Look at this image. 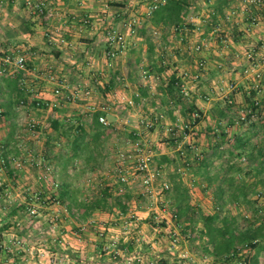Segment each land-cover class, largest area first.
I'll return each mask as SVG.
<instances>
[{"label": "crops", "instance_id": "0c3cea01", "mask_svg": "<svg viewBox=\"0 0 264 264\" xmlns=\"http://www.w3.org/2000/svg\"><path fill=\"white\" fill-rule=\"evenodd\" d=\"M29 1L37 0H8L7 8L0 13V49L8 50L16 45L19 49L17 54L24 55L25 62L29 63V67L25 68L16 67L13 61L5 62L8 68L4 76L9 77L15 70L23 69L22 81L25 80L34 90L26 95L28 108H33L30 112L35 111L41 117H47L49 114L51 123L44 132L49 133L47 137L41 136L42 131H37L35 137L28 136L31 144L39 146L38 153L28 154L29 156L26 154L28 161L23 168H20L22 165H16L17 158H23L25 162V157L19 150L20 139L15 140L25 128H19L21 125L10 119V116H19L18 103L14 101L5 84L0 82L1 94L7 99L2 104L4 117L0 121V264H187V260L193 255L195 244L201 245L206 239L200 236L188 245L186 236L170 235L171 230V233L176 231V225L170 223L167 216L168 219L163 220V224L156 226L151 218L144 215L146 218L138 220V223L134 222V228L128 234L120 230L122 227L120 228L119 222H109L108 219L103 223L108 226V231L104 234L89 229L76 234L79 223L69 218L61 220L57 226L49 224L48 220L50 223L52 221V217L49 218L51 210L58 209L55 203L45 206V215L39 216L38 219L36 216H29L32 214L27 210L32 205L24 196L41 193V189L38 188V192L35 190L36 178L40 177L39 169L35 167V158L39 159L41 155L53 166V172L63 170L65 177L69 176V181L66 182L62 175V182L67 184L70 190H76L79 200H89L84 189L78 190V187L70 182L73 177L69 172L84 176L99 170L100 165L106 164L110 156L107 148L110 137L102 138L97 162H88L87 156L80 154L66 165V160L72 157V135L76 133L72 130L68 132L71 136L67 137L63 132H67L65 130L68 125L77 124V118L81 120V125L90 131L92 114L96 111L105 114L103 107H109L107 101H114L117 92L126 97L131 96L137 106L138 100L142 101L144 108L138 107V112L149 113L156 119L162 115L159 122L163 120L164 123L172 124L168 125L170 127H174L178 119L190 118L189 111L180 104L169 102L164 106L145 103V97H151V91L142 76L139 80L135 79L134 68L132 69L129 63L119 58L112 67L107 65L104 55V24L115 20V10L109 6L108 0H47L56 12L55 16L49 19L29 11ZM12 4L16 11L8 10ZM207 6L209 8L204 9L200 3L193 5L190 11L194 14L192 27H185L175 33V37L180 35L183 40L185 38V42L192 36L194 42L202 43L199 60L176 58L174 69L171 71V75L176 74L180 82L189 88L186 89L188 96L184 94L183 99L193 103L201 114L190 138L175 139V142L195 145L200 156H195L190 146L186 147L185 159L180 156L178 147L172 149L171 146H164L155 152L157 157L165 155L172 160L164 164V180L171 185L174 179L180 180L189 194L190 205L200 200L193 199V195L204 198L206 193L212 203L209 207L219 209V201H223L222 210L225 207L234 208L236 214L219 212L220 215L235 216L238 220L242 215V208L249 210L248 208L254 205L256 208V203L264 202L263 196L257 198L260 191H264V186L254 185L260 177L264 178V122L250 126L236 120L239 114L250 107L254 96L260 98L264 107V5L257 7L247 4V7L246 0H211ZM15 16L20 17V20L14 28L11 19ZM10 34L15 35L11 37ZM163 47L166 48V45ZM14 53L16 52H13V55ZM249 53L252 57H248ZM0 58L4 59L5 56L1 55ZM148 58L147 63L152 66L154 60L151 56ZM200 60H204L206 69L202 71L198 82L193 83L191 76L196 72ZM251 62L258 63V70L262 74L260 81L256 80L253 71L247 72ZM119 71L127 77V89H115L114 74L120 73ZM52 76L56 78L52 79ZM256 82H259L261 91L253 88ZM82 83L90 84L92 88L94 84H98L102 88L101 91L98 88V93L95 90L96 95L88 88L91 93L85 95L79 88ZM164 85L166 86V82ZM56 88L62 90L59 97L54 93ZM253 92L255 94L251 96ZM156 93L155 98L152 97L153 102L171 98L164 89ZM34 100L37 104L33 103ZM55 101L56 104L53 105ZM54 120L60 122L59 130L53 128ZM120 121L126 120L121 118ZM128 125L132 126L131 123ZM41 127L47 129L43 125ZM176 155L179 160L178 165L174 166L173 156ZM241 156H246L247 160H240ZM181 160L184 162L181 163ZM257 172L261 174L258 175ZM170 175H176V178ZM230 179H233L234 184H242L239 186L248 190V202L240 201L237 205L230 201L228 194L233 190V187L228 185ZM192 181L201 184L203 188L194 187ZM41 182V179L38 180L39 185ZM32 187L35 188L30 191ZM79 191L82 192L80 195ZM220 191L224 192L222 200L219 198ZM166 192L169 193V197H166L170 203L177 205V202L170 198L173 191L170 189ZM65 201L68 203L61 202L68 208H77L69 199ZM249 201L252 202L251 205L248 204ZM205 202H199L203 212L214 213L204 211ZM166 203L169 202L166 200ZM94 214L93 212L87 219L81 218V221L91 220ZM19 220H22V225L19 233L15 235L12 230ZM99 228L106 229L102 226ZM175 237L179 240L177 246L173 243ZM199 252V259L195 258L197 261L200 262V258L203 261L209 260L210 255L204 256V252ZM183 255H186V258H182ZM263 257L264 249H261V264H264ZM214 264L217 262L214 261Z\"/></svg>", "mask_w": 264, "mask_h": 264}, {"label": "rangeland", "instance_id": "374dc122", "mask_svg": "<svg viewBox=\"0 0 264 264\" xmlns=\"http://www.w3.org/2000/svg\"><path fill=\"white\" fill-rule=\"evenodd\" d=\"M8 0L3 1L2 3H0V13L2 12V10L4 8H7V3ZM200 4L203 5L204 9L209 8V6H207L208 1L206 2V4L202 1H200ZM16 7L17 5L14 4ZM13 4L8 8V10L10 11H16L17 9L14 8ZM109 6L112 7V10H115V12L113 13L115 20L112 23H105L104 25L106 26L105 31L110 28V27H120V28H125L126 26H124V23H126V21H128L129 19L135 18L137 20V23L135 24V26L133 28H135V31L130 33L128 35V49L126 51V53L121 56V60H124L123 62H127V64L129 63L131 65V68H134V74H135V79L139 80L141 79V73L143 70H148L150 73V77L148 78L149 81H146V86H148L149 90L151 91L150 95L151 97H145V103H147L148 105L151 104H162L165 106L166 100L164 101H156L158 103H156L155 101L153 102L152 97L155 98L156 96V92H159V90L161 91L162 89H164V84L165 82L169 79V77L171 76V71L174 69L173 67L175 66L174 63L176 62L175 59L176 58H185V59H198L200 58L199 53L202 51H198L196 52L194 49V46L199 44L201 45V49H202V43L201 42H194L193 39H191L192 36L188 37L187 42H185V38L183 40V38L180 37V35H178L177 37H175V32H173V28L170 29H163V28H159V30L161 31V35L159 37H154L152 35V28L155 27L151 20H150V1H139V0H116V1H109ZM29 11H31V8H28ZM191 15L193 14L192 12L190 13ZM112 16V17H113ZM11 19V18H9ZM20 17L15 16L14 18L12 17L11 19V23H13V27L15 28V26L17 25V23L19 22ZM193 20V21H192ZM187 21L189 22H194V19H187ZM1 34V33H0ZM15 34H10V36H14ZM151 40V41H150ZM172 40V41H169ZM149 42H152V44H154L153 50L149 49ZM166 45V48H164L163 46ZM1 48V47H0ZM106 48V46H105ZM19 49L16 47V45L14 47H11L10 49L6 50V49H0V57L1 55H4L5 58L7 56H10L11 59L12 57H16L19 51ZM13 52L14 53L13 55ZM197 55V56H196ZM151 56L152 59L154 60L153 65L151 66L150 64L147 63L148 61V57ZM5 58L2 59L0 58V79L2 78V76L5 75L6 69L8 68V65L5 63ZM14 59V58H13ZM10 60V61H13ZM4 60V61H3ZM115 64V63H114ZM206 69V67H205ZM197 71V68H196ZM120 72V71H119ZM188 72V71H187ZM189 74L191 72H188ZM195 73V72H194ZM193 73V74H194ZM192 74V73H191ZM192 74V75H193ZM127 76V75H126ZM155 76H158V79H155ZM154 78V79H153ZM201 78V77H200ZM141 81V80H140ZM1 82V80H0ZM114 82H115V89H119V88H125L127 89L129 87V85H126L127 83V77H125V74H123L122 72L118 73V74H114ZM193 83H197L198 80H193ZM25 88H26V95L34 92V90L32 89L31 85L28 86L24 80L23 82ZM138 83V81H137ZM143 84V83H140ZM185 84V83H184ZM143 86V85H142ZM187 85L185 84V88L189 89L188 87H186ZM31 87V88H30ZM94 88L91 87L90 84H86V83H82L81 86L79 87L81 90H85L87 88L92 90L93 95H96L95 90L101 91V86L100 85H96L94 84L93 86ZM130 93V92H129ZM117 96L114 98V101H107V106L106 107V111L105 114H103L106 117L107 122H109L108 126H111L112 128H115V134L113 136L110 137L109 139V145H107L108 149H109V158L106 161V164H104L103 166L100 165L99 170L97 171H93L94 173H91L90 175H85L84 176L82 174L79 175V173H74V172H69L70 176L73 177L72 180L70 182H72L75 186L78 187V190H85V194H87V199H93L94 196L96 194H98L99 190L104 186V185H112L115 188V193L114 196H116L117 194H120L118 192L120 187H124L126 189V191L123 194H120L121 196L125 194H129L130 195V199L128 201V205L126 207V212L125 213H121L117 208H114L112 210H100V211H96L94 212L95 214L91 217V220H86V221H81V218L79 217V214H77L76 212V208H71L69 209L68 206H66L65 204H62L61 201H56V197H57V193H58V189L59 187L56 185V183L58 184H62V175L64 176L63 178H65V181H69V176L65 177V172L63 170H60L59 172H53L54 168L50 163H47L46 160L43 159V155H41V157L35 158L36 159V166L39 169V178H36L35 184H36V188L35 189L38 192V188L41 189V193L39 194H26V196H23L26 198V200H28L31 203V207L36 209V213L29 215V216H36V219H38L39 216H43L45 215L44 213H46L47 209H45V206H48L49 204H54L58 207L57 210H51L52 214L49 216V218L52 217V221L50 223V221L48 220L49 224H52L54 226H57L58 224L61 223V220H65L66 218L73 220V221H78V226H77V233L76 234H81L84 232V230L86 231L87 229L89 230H96V233H106L108 231V226L106 227L103 223L106 219L109 220V222H119L120 224V230L122 232H124L125 234H128L131 230H133V223L137 222L138 220H142L143 218H151L152 221L155 223L156 226H160L162 223V220H165L167 217L169 219L172 218L173 213L176 212V205L175 204H171L170 200L167 198L169 197V193L164 191L161 192V183L164 180V174L160 175L159 177L155 178L153 181V187L155 189V193L151 196L145 195L144 192V186L141 183L142 177H141V173H139L135 167L134 164L132 162H128L127 165V174L129 176V183L127 185H120L116 182V176L114 173V168L115 167V157H116V153L118 152V150L120 149H128L127 145H125V140L127 138H130L134 141H140V142H145L147 144V146L153 151V153L155 154V162L152 165V169L155 170L156 166L158 167V165H160L159 163V157H157L158 155H156L155 151H160L161 149L164 148V146L169 147L171 146V148L173 149V147H178L177 142H175L174 138L171 135V132L168 131L166 129V126L168 125H172V124H167L166 122L164 123L163 120L156 119L153 118V115H150L149 113H143L141 111L138 112V107H142L144 105V103L140 100H138V106L136 103H134L133 105H130L127 102V99L123 98L125 95L117 92L116 94ZM126 97V96H125ZM126 98H131V96H127ZM84 99V98H83ZM82 100V99H80ZM7 101V99L5 98V96H3L1 94L0 91V121L3 120V106L2 104H4ZM79 101V100H78ZM169 103V102H168ZM19 107V116L16 115L14 118L10 119L14 120L15 123H19L21 125V127L19 128H25L24 131L20 132L18 137H15V140L20 139L19 144H20V152L22 153L23 157H25V162L23 160V158L15 160L16 163L19 161L22 163V166L20 168H23L25 164H27L28 161V156L29 155H34L33 153H38V148L39 146L33 145L30 143V139H28V136H33L35 137V134L37 135L38 132L37 131H42V135L44 137H47L49 133H44L45 130H48L41 127L43 124H46L47 122H49V114L47 115V117H41L39 116V114L37 112L31 113L30 111H32V107L29 109L27 104L25 103H19L17 108ZM5 108V107H4ZM28 108V109H26ZM144 108V107H142ZM166 109V107H164ZM29 110V111H27ZM120 117V118H119ZM121 118H124L126 121L122 122L120 121ZM163 119V118H162ZM11 120V121H12ZM141 120H150L154 123V125L150 128L144 126V124L141 123ZM181 121V120H180ZM179 121V122H180ZM35 123V126H31L32 123ZM178 122V121H177ZM42 124L41 126H38V124ZM129 123L132 124V126L128 125ZM163 125V126H162ZM51 129V128H50ZM177 130V129H175ZM133 132H137V134H134ZM23 133H25L23 135ZM33 134V135H32ZM153 134V135H152ZM182 139V138H180ZM111 140V141H110ZM177 140V139H176ZM183 144V143H182ZM188 143L185 142L183 145H187ZM185 146V147H186ZM132 147V146H131ZM27 152V153H26ZM28 156H27V155ZM27 156V157H26ZM40 161V163L38 164V162ZM181 163H183L184 161H180ZM130 164V165H129ZM17 165V164H16ZM52 166V172H49V170L47 169L48 166ZM174 166H177V164H174ZM154 172V171H152ZM105 173V174H104ZM73 174V175H72ZM171 176V175H170ZM172 178H176V175L171 176ZM41 179V183L39 185L38 180ZM64 180V179H63ZM193 182V181H192ZM195 183V184H194ZM194 185V187H198L199 189H202L203 187H201V184H198L197 182H193L192 183ZM32 186V184H30ZM30 188L29 190L31 191L33 188ZM47 188V189H45ZM82 193V192H81ZM80 191L78 192V195L81 194ZM261 196H263V200H264V191H260ZM22 196V194H20ZM30 196V197H29ZM119 196V195H118ZM167 196V197H166ZM193 199L198 200L200 199L201 201H206L204 203V211L205 212H215V211H219L218 208H212L209 207L210 205L212 206V203L210 202V196L209 194L205 193V197L202 198L200 197V195H193ZM172 198V197H170ZM39 199V200H38ZM166 200L169 203H166ZM199 200V202H200ZM67 201L63 202L66 203ZM196 202L194 203V205H190L192 207H194L195 209L199 210L202 209V205L201 203ZM58 203V204H57ZM68 203V202H67ZM256 204H260L264 210V202L262 201L261 203H256ZM175 205V206H174ZM207 205V206H205ZM209 205V206H208ZM230 205V204H228ZM39 206V207H38ZM255 206V205H254ZM249 207V210H246L245 208L242 210H240L242 212V214L244 213H252V215L254 214L253 208ZM29 207V208H31ZM231 207V206H230ZM209 208V209H207ZM227 209V210H226ZM49 210V209H48ZM143 211L140 212L139 211ZM27 212L29 213V211L27 210ZM222 212L225 213H230L232 214L235 213L236 214V210L234 208H226L224 210H222ZM74 213V214H73ZM165 214V215H164ZM144 215L146 217H144ZM143 216V217H140ZM167 216V217H166ZM160 219V221H158V219ZM167 218V219H168ZM35 219V220H36ZM241 219H243L242 215L239 217V223L241 224ZM74 223V222H73ZM170 223H176V228L173 233H171V231L169 232L170 235H175L178 237V235H184L186 236V238H188L187 243L189 245V243L191 241H193L194 239H198L200 238V222H196L194 225V227H191V223L186 221L185 218H180L177 219L176 221L173 220ZM200 224V225H199ZM22 225V220H19L15 223V228L14 230H12L13 233L18 234L20 226ZM102 226L104 227L105 230L100 229L99 227ZM39 231V230H36ZM46 235H48V232L45 233ZM49 236V235H48ZM169 239L170 236H169ZM28 244V243H27ZM203 244V245H202ZM43 248H45V246H43ZM178 250V249H177ZM198 251H200L199 253H203L204 252V243H201V245L199 244H195V248L194 250H192L193 255L191 257V259L189 258L187 260V262L189 264H214L213 261V257L209 256V260L208 261H203L202 258H200V262L197 261L195 258H197L198 256ZM205 256H208L207 254H204ZM202 255V256H203ZM179 258V257H177ZM181 258V257H180ZM199 259V258H197ZM205 259V258H203ZM176 260V259H174ZM263 262H264V257H263ZM187 263V264H188ZM218 264V263H217Z\"/></svg>", "mask_w": 264, "mask_h": 264}, {"label": "trees", "instance_id": "16d2710c", "mask_svg": "<svg viewBox=\"0 0 264 264\" xmlns=\"http://www.w3.org/2000/svg\"><path fill=\"white\" fill-rule=\"evenodd\" d=\"M207 1L210 4L211 0ZM207 1L204 3L206 4ZM199 3V0H165L159 4L157 8L150 10V20L158 29L163 28L170 30L173 28V32L178 33L185 27H192V23L194 22H189L187 19L191 15L190 11H192L193 5ZM192 15L194 16V14ZM149 43V49L152 50L153 44L152 42ZM105 46L107 45L105 44ZM23 67H29V63L25 62ZM23 72V69H17L13 75L9 77L2 76L0 79L1 82L5 84V87L8 89L14 101L18 104L21 102L25 104L28 103L26 99V88L22 81ZM164 90L166 94H169L171 97L170 99H165L166 103L170 102V104H180L184 106L186 110L189 111L190 116L191 113L195 111L200 114L193 103L186 102L185 99H183L184 94L181 91L180 80L176 74L169 77L166 81ZM254 94L253 92L251 96ZM33 103L37 104L36 100H34ZM101 114H103L101 111H96L92 114L89 123L90 131L86 130L81 125V120L77 118V124L68 125V128L65 130L67 132H63L67 137L71 136L68 132L72 130L76 133V135H72V157L66 160V165L72 158L78 157L80 154H85L88 162L91 160L97 162V156L102 147V138H108L115 134V128L100 122L99 116ZM199 120L200 117L196 118L195 122L197 123ZM52 126L56 130H59L61 127L60 122L57 120L52 121ZM250 126H254V124H250ZM86 138L87 140H85ZM173 159L175 164H177L179 160L178 156H173ZM171 161L172 160L165 155L159 158L160 165L168 164ZM246 173L249 172H245L244 174ZM257 174L260 175L261 172H257ZM259 184L264 186V178L260 177L259 181L254 185L257 186ZM228 185L233 187L231 193L228 194L230 201L237 205L240 201L248 202L247 196L249 193L244 186H239L242 184L236 185L233 179H230ZM58 187L56 201L65 202L66 199H69L76 205V213L83 219L89 218L96 210L107 211L117 208L121 213H125L130 199L129 194H125V197L120 194L114 196L115 188L112 185H104L99 190L98 194H96L93 199L89 200H79L76 190H70L67 184H58ZM171 190L173 191L171 197L177 202V205L175 204V217L177 219L182 217L185 218L186 221L191 223V227H194L192 225L196 222L202 224V228H200L199 231L200 236L206 239L204 243V254L213 257V260L218 264H261L259 254L261 249H264V222H261L262 218L260 216H256L257 208H253L255 219L249 220L242 227L239 225V219L237 220L235 216L227 215L228 213L224 216L220 215L219 212H222L223 201H219L220 210L218 212L212 214L204 213L201 209L197 210L190 206L188 199L189 194L183 188L180 180H173ZM223 193V191L219 193L220 200H222ZM250 202L251 201H249L248 204L251 205L252 202Z\"/></svg>", "mask_w": 264, "mask_h": 264}, {"label": "built area", "instance_id": "2783aa9c", "mask_svg": "<svg viewBox=\"0 0 264 264\" xmlns=\"http://www.w3.org/2000/svg\"><path fill=\"white\" fill-rule=\"evenodd\" d=\"M5 0H0V3H2ZM108 1H116V0H108ZM139 1H150V10H153L157 8L159 4L164 2L165 0H139ZM205 2L207 0H199V2ZM247 4L250 5H255V6H263L264 5V0H246V6ZM28 5L31 8V11L35 13L36 15L44 16L45 18L49 19L51 17L55 16V10L52 8L50 4H48L47 0H37L36 2H28ZM245 6V7H246ZM248 7V6H247ZM194 16L190 15L188 19H192ZM229 19V18H228ZM137 23V20L135 18L129 19L124 23V26H126V29L120 28V27H110L105 31V42H106V49H105V59L107 62V65L109 67H112L117 59H119L121 56H123L127 49H128V35L132 32L135 31V24ZM133 26V27H132ZM152 35L154 37H159L162 33L161 31L153 27L152 28ZM194 49L196 52L201 51V45L197 44L194 46ZM248 57H252V54L249 53ZM14 58V59H13ZM13 63L16 67H22L26 61V57L24 55H17L16 57H12ZM10 56H7L5 58L6 62H9L12 60ZM206 65L204 60H200L197 64V71L191 76L193 80H199L200 77L202 76V71L205 69ZM253 71L254 76L256 80L260 81L262 74L258 70V63L256 62H251L250 68H247L248 71ZM141 76L143 79L146 81H149L148 78L151 76L148 70H143L141 73ZM56 78L55 76H52V79ZM158 76H155V79H158ZM154 79V78H153ZM180 87L181 91L183 94L188 96V91L184 87V84L180 82ZM256 91H261V87L259 82H256L255 86L253 87ZM81 93L87 95L91 93V90L88 88L85 90H80ZM250 91V90H249ZM54 93L57 97H59L62 94V90L60 88H56L54 90ZM249 93V92H248ZM127 99V102L130 105H133L135 103L133 98H126L125 96L123 97ZM22 103V102H21ZM56 104V101L54 102L53 105ZM103 110L106 111V107H103ZM162 117V115H161ZM201 117V115L195 111L191 113V116L188 120H179L178 123L174 127L167 126L166 129L171 132V135L176 138L177 140L179 138L186 139L190 138L191 133L193 132V128L196 125L195 119ZM99 120L101 123L104 125H109V122H107L106 117L101 114L99 116ZM238 122H241L245 125H250L254 124L257 125L260 122L264 121V107L263 104L261 103V100L259 97L254 96L250 107L243 113L239 114L236 119ZM180 121V122H179ZM50 121L47 122L46 124H43L44 127H49L50 126ZM141 123L144 124V126L150 128L154 125V123L150 120H141ZM31 126H35V123L33 122ZM177 129V130H175ZM125 145H127L128 149H120L116 153L115 157V167H114V173L116 176V182L120 185H127L129 183V176L127 174V163L132 162L134 164L135 169L141 173V183L144 186V194L151 196L155 193V189L153 187V181L155 178L159 177L160 175L163 174V170L166 165H158L156 166L155 170L152 169V165L155 162V154L153 151L147 146L145 142H140V141H134L130 138H127L125 140ZM132 146V147H131ZM190 146L189 148L195 153V156L199 157L200 152H198V148L195 145H188ZM187 147V146H186ZM186 147L183 146L180 141L178 142V151L180 152V156H182L184 159L186 157ZM240 160L246 161L247 157L246 156H241ZM40 161L38 162V164ZM17 165L21 166V162H17ZM47 169L49 172H52V166H48ZM154 171V172H152ZM58 186V183H56ZM171 189V184L164 180L161 183V192L167 191ZM126 191L124 187H120L118 192L120 194H123ZM261 195L258 194L257 198H260ZM257 208V215L260 216L261 222H264V210L260 204H256ZM30 214H35L36 209L31 207L28 209ZM243 219H241V224L240 226H244L249 220H252L254 217V214L252 213H244L242 214ZM158 219V218H157ZM173 220L176 221L175 213H173L172 218L169 219V222H172ZM160 221V219H158ZM163 222V220H162ZM161 222V223H162ZM176 223H174V226ZM173 243L177 246L179 243V240L175 237L173 239ZM182 258H186V255H183Z\"/></svg>", "mask_w": 264, "mask_h": 264}]
</instances>
